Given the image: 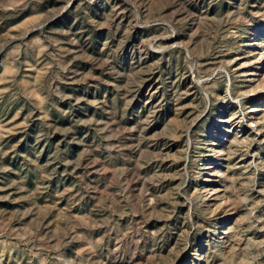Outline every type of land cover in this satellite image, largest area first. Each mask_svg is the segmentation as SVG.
I'll list each match as a JSON object with an SVG mask.
<instances>
[{
	"label": "rangeland",
	"instance_id": "374dc122",
	"mask_svg": "<svg viewBox=\"0 0 264 264\" xmlns=\"http://www.w3.org/2000/svg\"><path fill=\"white\" fill-rule=\"evenodd\" d=\"M0 264H264V0H0Z\"/></svg>",
	"mask_w": 264,
	"mask_h": 264
},
{
	"label": "bare ground",
	"instance_id": "6f19581e",
	"mask_svg": "<svg viewBox=\"0 0 264 264\" xmlns=\"http://www.w3.org/2000/svg\"><path fill=\"white\" fill-rule=\"evenodd\" d=\"M253 110H254V109H253ZM222 164H223V163H222ZM210 168H211V166H210V165L206 167V169H210Z\"/></svg>",
	"mask_w": 264,
	"mask_h": 264
}]
</instances>
